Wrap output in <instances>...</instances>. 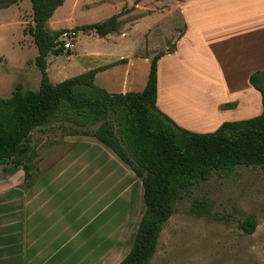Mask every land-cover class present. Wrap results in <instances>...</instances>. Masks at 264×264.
I'll return each mask as SVG.
<instances>
[{"label":"crops","instance_id":"crops-1","mask_svg":"<svg viewBox=\"0 0 264 264\" xmlns=\"http://www.w3.org/2000/svg\"><path fill=\"white\" fill-rule=\"evenodd\" d=\"M176 8L184 28L173 51L157 61V107L179 126L195 132H210L224 121L258 115L261 96L248 78L253 71L264 70V0H181ZM138 52L109 59V54L92 52L90 56L100 62L89 69L124 59L98 70L95 84L109 68L120 65L118 92L106 87L111 76L100 87L110 93L142 90L155 52L148 45ZM167 71V80L178 88L186 85L198 92L210 86L209 95L214 97L208 103L211 115L204 103L197 105L200 97L194 96V102L193 95L183 91L174 95L175 89L167 83L165 88ZM185 113L202 117L191 121ZM18 168L17 185L10 180L0 183V264H82L91 250L90 224L104 221L105 208L130 190V177L137 178L114 152L89 135H69L63 187L52 183L63 168L51 169L48 180L44 176L29 186L24 185L23 170ZM52 170L56 173L49 176ZM122 174H126L125 183ZM90 208L98 211L92 215ZM95 231L98 237L99 226Z\"/></svg>","mask_w":264,"mask_h":264},{"label":"rangeland","instance_id":"rangeland-1","mask_svg":"<svg viewBox=\"0 0 264 264\" xmlns=\"http://www.w3.org/2000/svg\"><path fill=\"white\" fill-rule=\"evenodd\" d=\"M179 1L64 0L49 19L50 29L74 28L103 20L120 11L121 25L116 33L105 37H98L94 31L78 30L70 50L63 49L60 55L47 56L49 79L56 83L89 70L100 62L90 56L92 52L109 54V59L132 50L143 52L147 45L148 48L153 47L155 53L171 47L184 28L176 8ZM32 24L30 0H17L0 9V88L4 89L0 90V97H8L18 82L24 89L34 90L39 86L40 71L33 64L37 48L28 32ZM121 67L114 66L109 68L108 74L97 76L96 84L100 86L111 76L106 87L111 92H118ZM167 73L164 77L165 88L167 83L169 88L175 89L174 95L182 91L193 95L189 97L194 102V96L200 97L201 101L196 100L199 102L197 105L201 102L206 105L204 108L210 109L208 103L214 98L209 95L210 86L191 92L186 85L180 88L176 84L171 85ZM208 112L211 115V109ZM185 116L191 121L202 117H189L186 113ZM96 126L87 125L84 128L91 130ZM72 127L75 125L70 122H54L31 131L30 143L38 150L31 172L33 181L44 176L46 180L51 169L63 168L54 176L52 183H55L53 187L66 185L64 167L69 155V135H66V131ZM19 171L10 163L0 166V183L10 180L11 185H17L20 181ZM52 172L49 176L56 173L54 170ZM124 175L123 183L127 178ZM76 181L77 178L71 185ZM128 187L130 190L123 193L121 199L105 208L104 221L99 225L95 223V226L90 224L91 250L82 264H116L128 252L144 210L140 181L132 176ZM196 199L208 201V210L204 215L193 212L192 202ZM97 211L98 208H90L92 215ZM249 214L256 217L257 225L253 233L245 234L237 223ZM96 226H99L98 237ZM150 264H264V165H239L226 177L213 175L193 185L178 199L174 213L164 223Z\"/></svg>","mask_w":264,"mask_h":264},{"label":"trees","instance_id":"trees-1","mask_svg":"<svg viewBox=\"0 0 264 264\" xmlns=\"http://www.w3.org/2000/svg\"><path fill=\"white\" fill-rule=\"evenodd\" d=\"M16 1L0 0V9ZM63 2L30 0L33 24L28 32L37 48L34 64L40 71V82L34 90L24 89L18 82L8 97H0V166L10 163L21 167L23 182L29 186L34 182L31 172L38 155L37 147L30 143L34 128L70 122L75 127L66 135L93 136L129 166L142 185L144 210L131 246L117 264H150L164 223L174 213L178 199L193 185L213 175L226 177L239 165H264V70L253 71L248 78L261 96L258 115L224 121L210 132L185 129L156 105L157 61L173 51L174 44L154 54L140 91L110 93L94 82L98 70L124 59L51 82L47 56L62 54L58 38L66 29H50L47 22ZM121 15L120 11L73 29L105 37L119 30ZM95 124L94 129L84 128ZM192 210L204 215L208 201L194 200ZM256 225L253 214L237 223L245 234L253 233Z\"/></svg>","mask_w":264,"mask_h":264},{"label":"built area","instance_id":"built-area-1","mask_svg":"<svg viewBox=\"0 0 264 264\" xmlns=\"http://www.w3.org/2000/svg\"><path fill=\"white\" fill-rule=\"evenodd\" d=\"M76 36L77 32L73 28H68L60 34L58 39L64 50H70L73 47Z\"/></svg>","mask_w":264,"mask_h":264}]
</instances>
